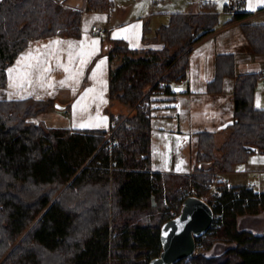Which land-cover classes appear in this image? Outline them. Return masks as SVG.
I'll return each instance as SVG.
<instances>
[{"label": "trees", "instance_id": "trees-1", "mask_svg": "<svg viewBox=\"0 0 264 264\" xmlns=\"http://www.w3.org/2000/svg\"><path fill=\"white\" fill-rule=\"evenodd\" d=\"M64 1L0 0V88L6 67L30 39L79 35L82 10ZM86 3L89 10L107 6V0ZM217 22L214 3L202 2L198 11L170 13L154 33L159 48L136 50L122 39L110 40L109 59H123L109 67L108 97L129 104L133 113L110 114L107 130L30 121L51 99H0V264H147L161 253L160 226L171 218L170 208L180 209L181 189L193 185L200 197L215 171H231L250 154L264 153V108L253 103L261 73L235 74L233 55L224 53L215 58L206 90L219 92L223 77L234 78L227 137L217 149L213 132H197L190 174L150 170L151 94L172 93L171 83L186 75L190 47ZM242 29L252 50L264 53V23H243ZM217 188L216 217L195 244L208 246V238H217L234 245L218 256L198 252L175 264H264V232L254 234L236 222L264 209V191L221 182Z\"/></svg>", "mask_w": 264, "mask_h": 264}, {"label": "crops", "instance_id": "crops-1", "mask_svg": "<svg viewBox=\"0 0 264 264\" xmlns=\"http://www.w3.org/2000/svg\"><path fill=\"white\" fill-rule=\"evenodd\" d=\"M109 1L111 0H107L108 7L88 11L86 0H65V6L82 10L79 35H52L30 39L6 67V83L0 88V99H51L53 104L47 110L29 120L70 130H107L110 118L102 110L108 100L109 67L114 65L117 58L110 60L108 57L109 41L122 39L129 48L136 50L159 48L161 44L154 39V33L156 28L168 22L170 13L195 12L200 10L202 2H212L218 13V22L208 34L190 47L185 77L180 82L171 83V94L160 91L151 94L150 170L190 174L195 162L197 132L211 131L217 140L227 133L233 119L234 78L223 77L219 92L206 90L207 82L215 73L217 55H233L235 74L261 73L254 89L253 103L255 107L259 103L260 107L257 108H264V53L252 50L242 29L243 23H264V5H260V0H252L256 10L250 11L249 0H245L244 9L241 10L245 12L244 15L231 19L233 13L228 10V5L234 0H221L226 7L221 9L216 7L219 0H162L160 6L152 4L155 0H126L130 5L128 10L124 7L113 9L109 6ZM115 1L119 3L121 0ZM87 14L97 17L99 24L89 23ZM121 19L127 20L123 22ZM92 25L96 26L97 32L91 30ZM124 29L129 31L125 32ZM54 41L62 43L52 44ZM93 41L98 43L93 45ZM69 42L75 47L70 49ZM81 42L84 58L87 60L83 65L78 55ZM48 45H51L50 49L45 47ZM70 52L73 59L69 57ZM30 53L32 59H24L18 64V61L28 57ZM101 61L104 64L97 69ZM58 64L70 71H63L62 67H57ZM44 68H49L50 71L44 73ZM9 69L17 71L10 75ZM25 73L28 74L27 79L23 78ZM69 76L74 79H68ZM83 78L87 84L80 88ZM62 80L66 81L63 86L59 83ZM10 84L14 86L10 87ZM49 84L52 86L49 87ZM88 89L94 91L86 92ZM112 109L116 113L124 108L117 104ZM82 124L89 126L81 127ZM178 165L180 170H177ZM235 166L227 175L236 172L246 177L239 184H231L228 176L224 177L229 186L247 184L255 191H264V153H253L246 162ZM250 230L257 233L253 228Z\"/></svg>", "mask_w": 264, "mask_h": 264}, {"label": "rangeland", "instance_id": "rangeland-1", "mask_svg": "<svg viewBox=\"0 0 264 264\" xmlns=\"http://www.w3.org/2000/svg\"><path fill=\"white\" fill-rule=\"evenodd\" d=\"M109 2H110L109 6L112 7L113 9L114 8H118L119 9L120 7L121 8L124 7L126 10H128L129 7H130V5L128 6V3H127L126 0H121L119 3H118V1H115V0H111ZM153 3L155 4V6L156 5L160 6V4L162 3V0H155V2H152V4ZM64 4H65V1L63 2V5ZM216 7H219L218 9H221L223 7V2H221V0H219L217 2V6ZM106 9H108V8H106ZM86 10L89 11V9H86ZM104 12H106V10ZM86 19H88L87 21L89 23L95 22L96 24H99V19L97 17L91 15V14H87L86 15ZM121 20L122 21L124 20L123 22H125V20H127V19H121ZM135 54H136V56L140 55V53L139 54L135 53ZM133 56H135V55H133ZM122 57H123L122 55H118L117 58L114 60V65L119 64L122 61V59H123ZM85 84H87V81H86L85 78H83L82 82L80 83V88H83L85 86ZM117 104L120 105V106H123L124 109L120 110L119 112L114 113L112 108H113L114 105H117ZM92 108H93V106H92ZM102 113L105 114L106 116H109V114L112 113V114H114L113 115L114 118H117V117H120V116L126 117V116H130L133 113V107L130 106L129 104L120 103L117 100L110 99L108 97L107 104L103 108ZM61 114H62V112H61ZM103 129H105V128H103ZM227 135H228V130H227V133L222 138H217V140L215 138V144H216V148L217 149H218L219 145L221 144V142L227 137ZM235 165H233L234 168L236 167ZM228 172H230V171H228ZM218 176H222L223 178L224 177L226 178L228 176V180L230 181L231 184L242 183L243 180H245V177H246L245 175L243 176L242 174H239V173H236V172L234 174H232V175H230V174L227 175V172H225V171H217V172L215 171L213 173L212 180H215V178L218 177ZM248 180H249V176H248ZM215 182L217 183L216 185L219 184L217 181H215ZM166 183L167 184L171 183V181H167ZM221 183L228 185L227 184V180H225V181L223 180V181H221ZM247 186H249V185H247ZM212 187L209 188L206 185L207 189L204 191L202 196H200V198L203 199L204 201H206L210 205L211 208L213 207V204L215 203V197H216V194H214L213 191H212ZM61 191L62 190H59L57 195ZM187 195H196V191H195V188L193 187V185H188V187L186 189H181V193H180L179 197L180 198L184 197V196L186 197ZM164 196L165 195H163V197H161V204L163 205V208H167V207H169L170 202H169L168 199L166 200ZM179 211H180V209L177 211V210H175V208H170L168 210V215L171 216V217H174L175 215H177L179 213ZM214 217H216V215L213 213V219H214ZM236 222H237V227L238 228H243V229H246V230H249V231H251L250 228H253L254 230H256L257 233L251 231L252 233H254V234L263 233L264 232V209H261L258 213H255V214H251V213L242 214V215L237 217ZM32 224L33 223H31V225H29L24 230V232L22 233L21 236L25 235L26 232H28V230L32 226ZM208 239H209L208 243H210L208 246L203 245L201 248L198 247V250H196V252H194L192 254L194 255V254H197L199 252V253L203 254L204 256H206V257L218 256V255L222 254L225 251V249H227L228 247L234 245V243L227 242V241H224L222 239H217V238H208Z\"/></svg>", "mask_w": 264, "mask_h": 264}, {"label": "water", "instance_id": "water-1", "mask_svg": "<svg viewBox=\"0 0 264 264\" xmlns=\"http://www.w3.org/2000/svg\"><path fill=\"white\" fill-rule=\"evenodd\" d=\"M212 221L213 211L210 205L196 195H187L179 213L162 222L161 253L147 264H175L190 256L195 250V237L207 231Z\"/></svg>", "mask_w": 264, "mask_h": 264}, {"label": "snow or ice", "instance_id": "snow-or-ice-1", "mask_svg": "<svg viewBox=\"0 0 264 264\" xmlns=\"http://www.w3.org/2000/svg\"><path fill=\"white\" fill-rule=\"evenodd\" d=\"M260 5H264V0H260ZM137 7H143V5H137ZM248 10H250V11H255L256 10V8H255V6H253V3H252V0H249V9ZM132 27H138V26H132ZM124 31L125 32H127V31H129V29H124ZM114 38H117L116 36H114ZM60 43H62V42H60V41H54V42H52V44H60ZM98 42L97 41H93L92 42V44L93 45H95V44H97ZM46 48H51V45H48V46H45ZM68 47L71 49V48H73V47H75V45H73L71 42H69V44H68ZM80 47H81V51H80V53L78 54L79 56H80V62H81V64L83 65V64H85L86 62H87V60L84 58L85 57V53H84V51H83V42H81V45H80ZM69 57H70V59H73L74 57H73V55H72V53L70 52L69 53ZM33 57L31 56V53L29 54V56L28 57H26V58H22L21 59V61H18V64L19 63H22L23 62V60L24 59H32ZM104 64V61H101L98 65H97V69H99V68H101V66ZM29 67H32V65H28ZM57 67H62L63 68V71H65V72H69L70 70H69V68H67V67H65V66H63V65H57ZM14 71H17L16 69H9V74L11 75V73H13ZM44 73H47L48 71H50V69L49 68H44L43 70H42ZM76 75L78 76L79 75V73H76ZM96 75V71L94 70L93 71V76H95ZM27 76H28V74L27 73H25L24 74V79H27ZM68 79H74V77L73 76H69L68 77ZM60 84H61V86H63L65 83H66V81H60L59 82ZM10 87H12V86H14V84H10L9 85ZM41 86H43V85H41ZM49 87H51L52 85L51 84H49L48 85ZM176 91H181L182 89H175ZM92 91H94L93 89H88V90H86V92H92ZM23 98V97H22ZM79 103V102H78ZM74 107V109L76 108V105H74L73 106ZM178 107V106H177ZM257 107H260V105H259V103L257 104ZM81 127H85V126H89V125H85V124H82V125H80ZM96 126H99V125H96ZM182 163V162H181ZM177 170H180L179 169V165H178V167H177Z\"/></svg>", "mask_w": 264, "mask_h": 264}, {"label": "built area", "instance_id": "built-area-1", "mask_svg": "<svg viewBox=\"0 0 264 264\" xmlns=\"http://www.w3.org/2000/svg\"><path fill=\"white\" fill-rule=\"evenodd\" d=\"M244 1L245 0H234V1H232L229 5H228V10L230 11V12H232V13H234V12H238V11H241V10H243L244 9ZM91 30L93 31V32H97L96 31V26L95 25H92L91 26ZM262 77L264 78V75H262ZM180 81H182V79H180L179 81H177V82H180ZM110 131H108L107 132V139H110ZM111 166H115V161H112L111 162ZM224 180V178L222 177V176H218V177H216L215 178V180H211V181H209V182H207L206 183V185L209 187V188H211L212 186V191H213V193L214 194H218L219 193V190H218V188H217V186L218 185H216L217 183L215 182V181H217L218 183L219 182H221V181H223ZM203 245H196L195 244V250H194V252H196V250H198V247H202Z\"/></svg>", "mask_w": 264, "mask_h": 264}]
</instances>
